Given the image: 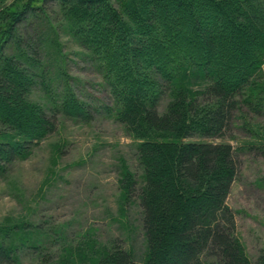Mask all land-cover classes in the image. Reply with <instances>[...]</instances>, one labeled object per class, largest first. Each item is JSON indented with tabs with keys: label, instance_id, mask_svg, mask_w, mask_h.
<instances>
[{
	"label": "trees",
	"instance_id": "trees-1",
	"mask_svg": "<svg viewBox=\"0 0 264 264\" xmlns=\"http://www.w3.org/2000/svg\"><path fill=\"white\" fill-rule=\"evenodd\" d=\"M46 1L0 2V169L53 133L60 112L94 117L67 81L53 94L59 50ZM52 1L104 79L110 101L100 108L138 138L148 249L140 264H264V250L254 262L242 248L227 201L243 164L238 149L183 141L224 136L242 105L264 114V0ZM39 88L53 106L32 99ZM261 142L246 145L264 155ZM123 175L129 190L135 175ZM29 225L0 226V264H22L28 247L43 256L39 245L52 233ZM63 246L73 264L74 250ZM96 253L93 264H139L123 246Z\"/></svg>",
	"mask_w": 264,
	"mask_h": 264
},
{
	"label": "rangeland",
	"instance_id": "rangeland-1",
	"mask_svg": "<svg viewBox=\"0 0 264 264\" xmlns=\"http://www.w3.org/2000/svg\"><path fill=\"white\" fill-rule=\"evenodd\" d=\"M114 2L119 5L118 0ZM45 3L56 27L59 50L57 57L52 55L59 80L53 94L61 93L62 82L67 81L72 90L74 85L78 98L90 103L94 117L84 121L60 112L53 133L27 156L0 169V226L23 221L32 229L37 224L52 233L39 245L43 256L28 247L22 264H65L63 245L74 250L73 264L95 263L96 251L105 245L129 249L140 264L148 249L138 198L142 173L138 138L100 108V101H110L102 75L87 50L66 30L60 8L52 0ZM51 96L40 88L31 94L33 100L53 106ZM262 139L264 114L257 115L243 105L224 136L183 139L230 142L238 149L243 164L227 201L235 211L237 239L254 262L264 250V155L246 143L261 144ZM125 169L134 173L136 180L129 190ZM59 226L61 231L52 230ZM76 253L82 254L76 257Z\"/></svg>",
	"mask_w": 264,
	"mask_h": 264
}]
</instances>
